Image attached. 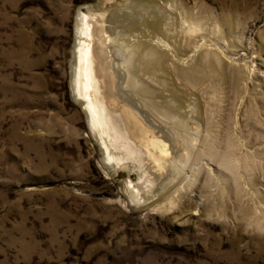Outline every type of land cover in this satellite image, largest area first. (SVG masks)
<instances>
[{
	"label": "rangeland",
	"instance_id": "374dc122",
	"mask_svg": "<svg viewBox=\"0 0 264 264\" xmlns=\"http://www.w3.org/2000/svg\"><path fill=\"white\" fill-rule=\"evenodd\" d=\"M87 8L141 18L168 63L192 68L208 50L220 60L194 84L159 72L186 105L152 114L162 129L144 118L170 146L145 195L135 169L105 165L74 93ZM184 109L199 118L203 150L220 155L182 174L177 157L193 153ZM229 142L237 158L225 168ZM0 264H264V0H0Z\"/></svg>",
	"mask_w": 264,
	"mask_h": 264
},
{
	"label": "bare ground",
	"instance_id": "6f19581e",
	"mask_svg": "<svg viewBox=\"0 0 264 264\" xmlns=\"http://www.w3.org/2000/svg\"><path fill=\"white\" fill-rule=\"evenodd\" d=\"M140 19L141 18L138 19L137 16L130 18L127 15H113V13L107 14L98 12L94 8H87L86 12H81L79 14L77 30L78 39L76 43L75 66L73 68V89L77 101L81 103L83 110L88 115L91 131L96 140L100 143L105 165L114 168L115 171L121 168L129 169L130 171L135 169L139 174L136 192L142 195L147 193L145 189L146 186L150 184V182H153L157 176L156 174L153 175V171L156 168L155 165L162 161L163 155L167 153L170 147L166 136L165 138H160L157 136L160 131L150 126H154V124L160 126V122L157 123L158 119L153 117V115L157 116L160 114L162 117L170 119L172 115L173 117L176 116L174 115L176 111L181 112L183 110V104L186 105L183 98L174 94L175 89L171 86L172 84L168 80H165V76L164 78L163 76L161 77L159 72H167L165 70H169L168 67H173L172 70H174L178 77H181L188 84H194L200 79L207 78L204 73L205 69L203 68L207 65L208 67L210 66L208 61L211 62V58L215 66L220 64V60L217 58L216 53H212V51L208 50L203 53L202 58L200 57L201 61H199L198 64L196 63L197 65L192 68L187 69L188 66L183 68L184 65H181L185 62H181V67L173 63H168V60H166L168 54H165L162 51L163 49H159V40L157 42L151 35L148 40H146V36L145 40H143L142 33L146 30L141 31L140 21L142 22V20ZM159 24L150 23L147 25L153 30L156 29V26ZM187 29V33L190 35L195 32V27H189ZM152 32H154V30ZM169 57L170 56L167 58ZM157 77L159 79L156 81L155 78ZM247 80H245V82H247ZM133 97H136L137 100L131 99ZM156 97L160 98V101H157ZM134 101L138 102V104ZM138 108L141 109L143 113H141ZM185 110L186 109H184V111ZM193 111L191 110V113L185 111L188 112L187 115L182 116V119L187 120V122L185 121L186 126L191 131L186 144H183L185 145L183 150L186 151L187 148L193 153H191L190 159L185 161H182L183 157H177L176 162L178 164L176 166L178 170L176 171L178 173H182V171L185 170V165L189 161L198 162L201 160V156L205 154L210 158L217 157V154H219L216 145L213 143L212 146L210 143V146L206 147L211 153L203 150L205 147L204 145H200L198 139L199 135H196L199 130L198 126L201 123H199V118L196 117L197 115L194 116ZM146 114H148L150 118L153 117V120L146 117ZM198 116L200 117L202 115ZM145 117L150 122L148 123L150 124L149 126L144 121ZM180 123L183 124L182 122ZM160 127L162 129L163 126ZM203 132L204 131L200 133V137L203 136ZM205 133L212 138L214 136L209 128ZM177 136L179 137L180 135ZM207 142L208 141H206L205 145H208L209 142ZM229 144V150L222 152L221 155L223 157L219 159V164L225 168L232 166V164L235 163V158H237H234L232 151L230 152L233 146L231 142H229ZM242 145L244 146V143ZM200 146L201 148H199ZM213 149H215L216 153L212 152ZM246 150L248 149L246 148L245 151ZM243 153L245 154L246 152ZM181 154L184 155V152H181ZM228 155L233 156L229 157ZM247 157L248 155L243 158L244 162H242V165L248 167L251 165V160ZM239 158L241 157L239 156ZM239 161L237 160V162ZM239 165L240 164H238V167ZM239 168H241V166ZM215 178L217 177L215 176ZM235 182L236 184L238 183L236 180ZM175 191L177 192V190ZM237 191H240L239 185H237ZM243 193H241L242 196H244Z\"/></svg>",
	"mask_w": 264,
	"mask_h": 264
}]
</instances>
